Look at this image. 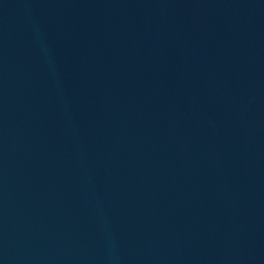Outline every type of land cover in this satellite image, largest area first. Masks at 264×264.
<instances>
[{
    "label": "water",
    "instance_id": "water-1",
    "mask_svg": "<svg viewBox=\"0 0 264 264\" xmlns=\"http://www.w3.org/2000/svg\"><path fill=\"white\" fill-rule=\"evenodd\" d=\"M0 264H264V0H0Z\"/></svg>",
    "mask_w": 264,
    "mask_h": 264
}]
</instances>
